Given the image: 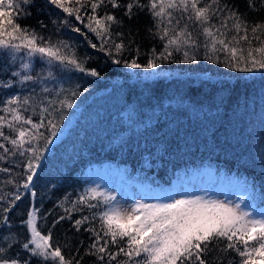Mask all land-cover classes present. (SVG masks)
I'll use <instances>...</instances> for the list:
<instances>
[{
    "label": "trees",
    "instance_id": "obj_1",
    "mask_svg": "<svg viewBox=\"0 0 264 264\" xmlns=\"http://www.w3.org/2000/svg\"><path fill=\"white\" fill-rule=\"evenodd\" d=\"M221 3L242 14L248 25L264 23V0H252L251 4L250 0H221ZM106 11L123 21L121 25H113L112 30L123 32V40L130 46V50L113 52L111 57L99 47L90 46L89 41L98 46L102 43L86 27L90 8L81 10L83 23L48 0L22 5L19 15L12 10L15 23L35 30L52 43L63 41L68 45L66 53H74L85 68L96 69L99 75L82 73L71 65L48 64L38 56L31 59L30 69H21L19 57L25 55L23 50L13 61L7 50L0 49V81H17L19 78L12 76L15 71L29 72L46 78L43 86L50 90V94L41 93L40 86L31 81L23 85L14 83L9 88L0 86V101L11 95H28L35 89L34 99L38 95L40 100L46 96L48 100L67 99L73 103L71 108L63 109L57 136L51 137L53 142L42 150L37 174L29 189L22 186L26 179L22 173L27 172L23 158H16V163L11 165V175L0 173V194L8 195V199L10 194H21V199L7 213L10 224H0V236L10 230L17 239L6 254L8 257H31L20 247L30 236L21 221L27 219L30 210L39 209L38 230L44 235L51 230L53 247L59 245L66 259L79 260L80 264H106V256L100 261L87 251L93 234L85 228L93 226L100 231L99 216L75 229L73 220L81 215L91 216V211L82 205L83 212H73L71 220L54 224L64 215V208L70 206L65 196L75 200L86 189L94 188L88 169L95 164L123 169L125 181L158 187L171 186L174 181L207 167L214 181L223 175V179L248 188L251 201L264 210V69L241 70L243 64L228 67L226 53H212L203 46L187 49L190 55L196 56L194 61L185 60L182 51L173 52L167 59L157 58L155 69H131L123 61L134 58L145 64L153 58V50L156 56L163 51L165 41L154 35V18L147 9L134 8L131 18L124 15V8L111 6L98 9L97 14L103 15ZM65 18L72 26L80 27L81 32L65 26ZM114 59L122 62L117 64ZM41 106L37 103V112ZM33 119L38 116L34 115ZM3 166H9L8 161H0V167ZM8 179L13 183H5ZM0 204L7 206L6 201ZM105 207L101 203L99 209L92 211L99 212ZM224 243H216L205 253L208 264H239L238 254L232 249L225 250ZM109 250L115 252L117 246L109 245ZM123 259V254L117 257L118 261ZM30 264L45 262L31 257ZM257 264H260L259 258Z\"/></svg>",
    "mask_w": 264,
    "mask_h": 264
},
{
    "label": "snow or ice",
    "instance_id": "obj_2",
    "mask_svg": "<svg viewBox=\"0 0 264 264\" xmlns=\"http://www.w3.org/2000/svg\"><path fill=\"white\" fill-rule=\"evenodd\" d=\"M33 0H0V49L10 53L13 61L21 50L25 55L19 57L21 69L32 67L31 59L39 57L48 64L58 63L61 66L71 65L75 69L91 76H98L96 69H87L75 57L74 53H66L68 45L63 41L52 43L39 36L35 30L22 28L14 22L12 10L20 14L21 6L31 4ZM51 5L61 9L69 17L74 16L76 21L84 22L81 10L91 12L87 14L86 27L90 32L100 37L102 43L98 46L89 41L92 48L99 47L100 51L107 52L111 57L113 52L119 54L130 50V46L123 40L124 33H113V25H121L111 12L98 15L97 10L111 6L113 9L124 8V15L131 18L133 9L145 10L154 18V35H158L164 43V49L158 56L153 50V58L147 63H138L136 59L123 61L131 69H155L158 67L155 60L167 59L173 52H183L185 60H195L188 48L196 49L203 46L212 53H226L228 67H240L241 70L252 71L256 68L264 69V23L248 25L242 14L221 0H48ZM252 0H250L251 4ZM55 23V22H54ZM65 26H72L65 18ZM73 27L75 32H81L80 27ZM251 33V35H249ZM115 36L116 39H113ZM203 37V40L200 38ZM87 39V34H85ZM119 40V42H117ZM258 43L259 46H255ZM246 45V47L242 46ZM139 49H137V54ZM210 58V57H206ZM119 64L122 61L114 59ZM219 62V60H217ZM52 73H48L51 77ZM13 77L17 81H0V86L9 88L14 83L21 85L31 81L40 86L41 93L50 90L43 85L46 78L32 75L29 72L15 71ZM35 89L28 95H11L0 101V161H8L9 166L0 167V173L11 175L16 158H23L27 168L23 188L29 189L37 174V165L42 156V150L52 143L51 137L57 136L58 121L63 120V109L73 106L70 100H40ZM75 92L72 93L74 97ZM47 104L44 105V101ZM42 105L37 112L36 105ZM56 105L59 106L57 109ZM31 112L32 114H26ZM47 114V115H46ZM37 115L38 119H33ZM45 129V131H41ZM43 141L41 145L38 142ZM5 183H13L8 179ZM19 187V185H18ZM0 194V202L6 201L7 206L0 204V224L8 225L9 213L21 199V194ZM32 195L36 193L33 191ZM168 202L144 203L136 202L130 209H121L113 203L115 197L105 195L98 188L86 189L75 200L65 196L64 200L69 207L64 208V215H60L54 224L65 219H72L73 212H83L84 208L91 211V216L81 215L72 221V226L79 230L91 220L99 216L100 231L89 226L85 231L93 234V241L87 250L96 255L100 261L107 257L106 264H208L205 253L218 242L224 243V249L234 250L240 257L239 264H264V212L259 216L241 208L240 204H232L218 200H207L203 197L163 198ZM97 203H91V201ZM101 203L106 207L96 212ZM61 207L64 205L61 203ZM39 209H32L27 219L21 221L26 225L30 236L20 243L22 249L27 250L31 257H39L47 264H80L73 262L62 254L61 247H53L52 233L42 234L37 227V213ZM102 233V234H101ZM123 241V244L121 242ZM17 243L15 234L10 230L7 235L0 236V264H30V258L18 259L8 257L9 249ZM109 245H116L117 251L109 250ZM242 249V250H241ZM123 254V260L117 257Z\"/></svg>",
    "mask_w": 264,
    "mask_h": 264
},
{
    "label": "rangeland",
    "instance_id": "obj_3",
    "mask_svg": "<svg viewBox=\"0 0 264 264\" xmlns=\"http://www.w3.org/2000/svg\"><path fill=\"white\" fill-rule=\"evenodd\" d=\"M123 169L106 164H95L88 169L92 186L115 197L113 203L121 209H130L136 202L148 204L168 202L163 198L180 199L182 197H203L207 200H218L240 204L254 215L259 216L264 210L251 201L248 188L223 179V175L214 181L211 170L207 167L193 172L190 177L174 181L168 187L148 186L139 182H128L123 179Z\"/></svg>",
    "mask_w": 264,
    "mask_h": 264
}]
</instances>
